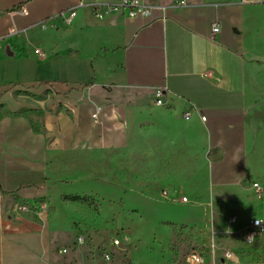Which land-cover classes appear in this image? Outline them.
Returning a JSON list of instances; mask_svg holds the SVG:
<instances>
[{"label":"crops","instance_id":"obj_1","mask_svg":"<svg viewBox=\"0 0 264 264\" xmlns=\"http://www.w3.org/2000/svg\"><path fill=\"white\" fill-rule=\"evenodd\" d=\"M125 1L0 0V264H56L71 196L146 178L217 199L264 177V0H138L134 15ZM237 208L235 233L264 222V201Z\"/></svg>","mask_w":264,"mask_h":264},{"label":"rangeland","instance_id":"obj_2","mask_svg":"<svg viewBox=\"0 0 264 264\" xmlns=\"http://www.w3.org/2000/svg\"><path fill=\"white\" fill-rule=\"evenodd\" d=\"M147 182L141 178L138 187L135 185L138 189L129 185L117 196L92 194L67 199L60 212L68 224L53 227L56 264H188L186 256L192 250L201 252L206 264L213 253L218 264H231L223 258L224 250L236 254L238 264H264L256 242L247 243L245 230L235 233L234 222L229 221L233 215L240 218L239 205L249 210V218L258 217L264 190L257 192L253 183L264 187V177L246 178L244 190H225L217 199H212L210 191L190 194L187 203L175 201L174 189L164 196V187L150 188ZM229 201L240 204L229 208ZM52 214L47 211L48 219ZM123 235L129 244L114 246L112 240ZM78 236L82 243L78 244ZM61 248L67 252L60 253ZM104 252L110 253L111 260L103 262Z\"/></svg>","mask_w":264,"mask_h":264},{"label":"built area","instance_id":"obj_3","mask_svg":"<svg viewBox=\"0 0 264 264\" xmlns=\"http://www.w3.org/2000/svg\"><path fill=\"white\" fill-rule=\"evenodd\" d=\"M82 5L81 3L78 4ZM125 6H129L131 8L130 11V15H134L136 13H142V14H148L149 13V9L150 7L141 4L138 0H127L124 2ZM18 12L20 13H25V9H21ZM76 14V7H72L71 9L61 13V16L63 17V20L65 23L70 24L72 18L75 16ZM219 30V26L217 24H214L212 29H211V35H214L217 31ZM16 30L13 28L11 30V32H15ZM160 95V92H159ZM93 106H94V111L91 115L92 120L95 123H99L101 122V115H102V108L101 106H99L98 104H96L95 102L91 101ZM157 103H161V100H157ZM253 186L255 187L257 192L261 191V187L260 185H258L257 182L253 183ZM164 196H167V191L163 190L162 191ZM178 202H182V203H187L188 199L185 195H181L178 197V200H176ZM17 209L20 211H33L35 213L41 214L43 212H46L47 210V205L45 202H39L38 205L35 208H31L28 205H26L25 203H18L16 205ZM236 216H231L229 218L230 222H235L236 221ZM264 233V223L261 219L258 218H251L248 220L246 229L243 233L244 239L247 243H253L257 238L261 237ZM84 240L81 236L77 237V242L82 243ZM112 243L114 244V246H120V245H124L127 246L129 244V238L125 235H123L122 237L119 238H114L112 240ZM63 252H66V250H63ZM222 256L225 260H227L228 262H230L231 264H238V257L236 254H234L233 252H231L230 250H224L222 252ZM102 257L105 261H109L111 260V255L108 252H104L102 253ZM186 262L188 264H206L204 256L202 255L201 252L192 250L187 256H186ZM209 264H218L216 262V257L215 254L213 253L211 255V259H210V263Z\"/></svg>","mask_w":264,"mask_h":264}]
</instances>
